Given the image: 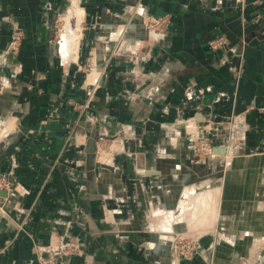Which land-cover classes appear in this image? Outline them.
Here are the masks:
<instances>
[{
	"label": "crops",
	"instance_id": "crops-1",
	"mask_svg": "<svg viewBox=\"0 0 264 264\" xmlns=\"http://www.w3.org/2000/svg\"><path fill=\"white\" fill-rule=\"evenodd\" d=\"M71 1L0 0V175L18 190L0 196V264H37L35 244L60 237L82 242L70 264H264V247L252 258L236 246L264 239V0ZM162 13L171 23L155 41L140 15ZM17 31V51L4 53ZM237 118L243 151L204 172L182 120L218 133ZM100 135L114 145L104 166L88 150ZM203 174L228 215L213 220L211 247L201 237L172 262L171 231L156 228L182 223Z\"/></svg>",
	"mask_w": 264,
	"mask_h": 264
},
{
	"label": "rangeland",
	"instance_id": "rangeland-1",
	"mask_svg": "<svg viewBox=\"0 0 264 264\" xmlns=\"http://www.w3.org/2000/svg\"><path fill=\"white\" fill-rule=\"evenodd\" d=\"M162 14H167V13H162ZM147 15V14H146ZM153 15H158V14H153ZM142 16H145V14H141L140 15V20H142ZM171 18V16H170ZM171 23V21H170ZM142 24V23H141ZM146 34H148L146 32ZM149 36V35H148ZM150 37V36H149ZM150 39H152L150 37ZM137 49V47H136ZM86 73H88L87 77H88V81L92 82L93 84L97 83V79H95V75L96 73L94 71H92L91 68H87ZM86 79V78H85ZM94 85H92L93 87ZM77 106L81 107V104H77ZM222 123V127L221 129L218 131V133L216 131L211 130L212 129V124L210 126H203V127H195L193 124H191L188 120H182L181 124H182V128H183V134L187 137V140L189 141V146L188 149L191 151V160L193 162H197L201 165L202 170L204 172H206V168L208 166V160L206 158L205 155V149L203 148V146L200 144L199 145V140H197L196 136L197 135H202L203 139L205 138L207 140V142L212 146V147H217V148H223V152H219L218 153V157H215L218 159L219 162V170L220 173H222V171L224 170V161L227 159H230L232 157V155H234L236 153V151H239L238 149H244V142H242V139H239L240 136L242 135V132L244 131L245 133V128H243L240 124L238 125H234V121H232V119L228 120V119H224ZM206 124V123H205ZM204 124V125H205ZM107 139L106 136L100 135L98 136V141L94 146V150H93V155H92V160L96 161L97 166L101 165L104 166V164L107 162L109 163V158L106 157V152H111L114 149V145L109 143L106 144V147L103 145L102 140ZM77 140V139H75ZM76 146H79L81 144H79L78 141H75ZM205 146V145H204ZM199 147H201V149H199ZM230 149V153H226V150ZM111 150V151H110ZM92 162V161H91ZM93 163V162H92ZM215 177L219 178V181L222 179V175H214ZM208 176H206V174H203V177L201 178V182H208L211 183L210 180H207ZM212 184V183H211ZM213 185V184H212ZM216 186V185H214ZM217 188H220L217 190V194L213 195L212 194V198L210 200V202L215 203V207H214V211H211L210 213H208L207 215L201 216L199 213L193 218L194 223L190 224L187 223L185 220H180L178 222H182V223H177L174 221H168L165 222L163 226V224H159V226L162 229L156 228V230H163V232L166 231H171L170 233H167L169 235H167V238L170 237L172 234L176 235L172 236L173 238H169V240L166 241V244L169 247V254H170V258L172 262H175V260H177V258H183L182 256L179 255V250L177 249L179 247V244L182 245L184 244V246L186 247V249L188 248H194L195 252L190 255L188 258H191L192 256H194L197 252H198V248H200V244L198 243L202 237V241L203 244L201 245L203 248H209L212 246V242L214 241V239L211 237H209L208 234L211 233L212 229L214 228V222L215 219L217 218V220L220 219V216H226L228 215V212L226 209H229L228 206V202L222 201V205L218 207L216 204L221 202V197H222V193H221V187L220 185L216 186ZM253 190V188H252ZM252 190L249 189V192H252ZM248 192V193H249ZM217 195V196H216ZM217 198H219L217 200ZM218 201V202H217ZM224 205V206H223ZM157 208V206H155L154 210ZM153 209V208H152ZM218 210V213L217 211ZM159 218H163V214H160ZM222 219V218H221ZM157 223V222H156ZM170 223V224H169ZM218 223V222H217ZM225 224V223H224ZM163 226V227H162ZM170 226V228H169ZM180 226V228H179ZM219 226L221 227H225V225L219 224ZM210 232V233H209ZM220 233H222L223 237H224V233L223 231H221L220 229ZM75 239V238H72ZM78 239V238H77ZM218 241V244L221 246H223L224 244H227L226 242H230L232 240L228 239V238H221V239H216ZM81 242V240H79ZM236 246L238 247V250L241 252H246L249 249H251V254L253 256H250L252 258L256 257V252L261 248L264 247V239H260V238H246V239H241V240H237L236 241ZM76 255V254H75ZM73 255V256H75ZM250 260H240L238 264H250Z\"/></svg>",
	"mask_w": 264,
	"mask_h": 264
},
{
	"label": "built area",
	"instance_id": "built-area-1",
	"mask_svg": "<svg viewBox=\"0 0 264 264\" xmlns=\"http://www.w3.org/2000/svg\"><path fill=\"white\" fill-rule=\"evenodd\" d=\"M72 6L76 7L75 0H72ZM170 15L169 14H147L142 16L141 23L144 26L148 35L152 38V40H160L164 38L167 33V29L170 25ZM21 38L20 32H15L12 36L10 44L4 49V53L9 52H16L18 49L19 41ZM211 47L215 48L220 45L219 40H211L210 42ZM234 121V125L240 124L243 128L244 127V120L237 118L232 119ZM244 131L239 139H242L244 142ZM197 140H199V145L201 144L205 149V155L207 159H215L218 157V148L212 147L207 140L202 135L196 136ZM205 145V146H204ZM244 148V147H243ZM201 149V147H199ZM243 151V149H238ZM18 191L15 184L6 176L0 175V196H5L9 194L11 191ZM2 203L0 204V210H3ZM176 237V235H174ZM179 250V255L183 258H188L195 252L194 248H188L184 246V244L180 245L177 248ZM36 263L37 264H70V259L73 255L80 254L82 251V242L79 239H65L60 237L57 240H52L48 244H35L34 246Z\"/></svg>",
	"mask_w": 264,
	"mask_h": 264
},
{
	"label": "bare ground",
	"instance_id": "bare-ground-1",
	"mask_svg": "<svg viewBox=\"0 0 264 264\" xmlns=\"http://www.w3.org/2000/svg\"><path fill=\"white\" fill-rule=\"evenodd\" d=\"M76 13V12H75ZM77 14V13H76ZM63 34L64 36L70 37L71 41H73V39L76 37V32L74 30H70V28L67 25H64L63 27ZM69 39V38H68ZM234 159V158H233ZM252 160V159H251ZM250 160V161H251ZM255 160V159H254ZM237 161V160H236ZM259 161V160H258ZM257 161V162H258ZM263 161V160H262ZM256 162V161H255ZM231 163V162H230ZM234 165V164H233ZM236 165V164H235ZM258 165V163H257ZM248 166V165H247ZM253 166V165H252ZM241 167V166H239ZM229 168V166H228ZM257 169V168H256ZM232 172V171H231ZM232 174V173H231ZM235 184V183H234ZM252 184V183H251ZM198 185V184H197ZM201 185V190L200 192L197 194V201L195 202H190V197L189 194H186L187 198L183 199V204L181 207V213L179 215V217L177 216L176 220L180 221V220H185L187 223H194L193 218L199 213L201 216L207 215L208 213H210L211 211H214V207H215V203L213 204L212 202H210L211 198L213 197V195L217 194V190L220 188H217L216 186L212 185L211 183L208 182H204ZM199 185V186H200ZM252 187V186H251ZM258 187V186H257ZM252 189V188H251ZM217 196V195H216ZM219 198H217L218 200ZM182 200V199H181ZM195 200V199H194ZM218 202V201H217ZM180 206V204H179ZM217 206V205H216ZM219 205L217 206L218 209ZM213 208V209H212ZM232 209V208H231ZM177 210V208H176ZM218 213V210H216ZM215 212V211H214ZM179 213V212H177ZM234 215V214H233ZM255 217V216H254ZM255 221V220H254ZM229 224V223H228ZM252 224V223H251ZM238 225V224H237ZM172 236H174V234H172L169 238H173ZM169 240V239H168Z\"/></svg>",
	"mask_w": 264,
	"mask_h": 264
},
{
	"label": "water",
	"instance_id": "water-1",
	"mask_svg": "<svg viewBox=\"0 0 264 264\" xmlns=\"http://www.w3.org/2000/svg\"><path fill=\"white\" fill-rule=\"evenodd\" d=\"M89 152H93L94 150V141L92 140L89 144V148H88ZM229 163H226V166L228 165Z\"/></svg>",
	"mask_w": 264,
	"mask_h": 264
},
{
	"label": "flooded vegetation",
	"instance_id": "flooded-vegetation-1",
	"mask_svg": "<svg viewBox=\"0 0 264 264\" xmlns=\"http://www.w3.org/2000/svg\"><path fill=\"white\" fill-rule=\"evenodd\" d=\"M247 192V191H246ZM249 192V191H248ZM248 192H247V194H248ZM249 203V202H248Z\"/></svg>",
	"mask_w": 264,
	"mask_h": 264
}]
</instances>
